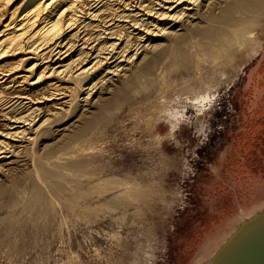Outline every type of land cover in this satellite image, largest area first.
I'll return each instance as SVG.
<instances>
[{"label":"rangeland","instance_id":"obj_1","mask_svg":"<svg viewBox=\"0 0 264 264\" xmlns=\"http://www.w3.org/2000/svg\"><path fill=\"white\" fill-rule=\"evenodd\" d=\"M145 1L153 6L151 0H140L142 5ZM261 17L264 24V12ZM123 20L126 18H119V23ZM256 37L259 47L238 50L224 70L210 59L204 62L199 55L200 65L193 61L187 69L175 72L167 56L159 58L149 76L155 81L153 85L141 89L140 83L145 78H134L121 96L109 101L106 120L68 140L65 136L98 112L130 69L155 53L153 43L145 42L137 58L125 66L126 71L123 68L116 75L101 79L88 95L79 92L64 113L52 117L53 124L49 125L52 132L44 135L48 142L38 144L35 153L53 157L50 161L61 156L59 161L63 163L70 155L86 158L94 175L92 181L87 176L81 177L83 187L100 177H126L143 191H149H145L146 201H141L139 209L129 203L121 210L102 209L92 219H84L81 209L74 210L77 212L66 209L60 201V205L55 204V215L50 214L45 223L35 224L24 207L36 183L30 174L33 163L20 152L13 158L16 165L0 169V187L4 188L0 194V264H193L198 256L199 261H205V251L214 247L225 232L226 227L221 228L225 217L232 214V219L238 217L243 208L237 205L234 195L237 190L224 181L226 175L221 168L229 163L227 158L234 144L241 143L240 136L243 142L248 140L246 132L243 133L244 127L251 128L246 126L250 121L247 116L258 110L264 117V64L260 66L264 63V25L256 31ZM130 44L142 42L130 38ZM200 94H210L206 104L194 103ZM164 107L176 110L183 107L189 116V126L182 125L174 133L175 139L168 138L170 128L166 120L157 117ZM203 121L212 128L206 141L194 135ZM253 126L256 128L252 135L261 129L258 124ZM161 136L165 139L159 141L157 137ZM261 137L264 140V130ZM253 153L251 156L257 161L251 164V173L264 178V143ZM249 154L250 151H239L241 162L245 163ZM110 197V193L95 195L79 203L97 206ZM231 203L233 207L225 211Z\"/></svg>","mask_w":264,"mask_h":264},{"label":"bare ground","instance_id":"obj_2","mask_svg":"<svg viewBox=\"0 0 264 264\" xmlns=\"http://www.w3.org/2000/svg\"><path fill=\"white\" fill-rule=\"evenodd\" d=\"M151 1L153 6L146 1L142 5L140 0H0V169L13 164V158H17L20 152L32 161L30 174L36 183L24 207L28 218L35 224L45 223L60 201L70 211L81 209L84 219H92L91 216L102 209L114 211L120 207L121 210L126 203L139 209L141 201H146L148 193L145 191L148 190L143 191L126 177H100L87 188L83 187L81 177L87 176L91 180L94 175L91 173L92 164L86 158L77 159L70 155L63 163L59 161L61 156L50 161L53 157L45 158L35 153V147L45 143L44 135L52 129L49 126L53 124L52 117L64 113V108L79 92L88 95L101 79L116 75L120 69L129 66L145 47V42L147 45L153 43L155 53L147 61L141 59L121 81L118 79L117 89L109 100L101 104L96 114L83 120L75 131L68 133L65 136L68 140L106 120L109 101L121 96L134 78H145L140 83L141 89L153 85L155 81L150 75L163 56L169 58L175 72L187 69L193 61L200 65L199 55L204 62L210 59L214 64L222 65L218 68L224 70L233 62L238 50L260 45L256 31L264 25L261 21L264 0ZM121 17L126 18L122 24L119 23ZM130 38L142 44L133 46ZM209 95L196 96L199 104L209 101ZM3 191L4 188L0 187V194ZM67 191L71 194L66 195ZM107 193L111 197L97 206L79 203L88 197ZM262 200L264 188L260 187L252 203L243 205L241 217L231 226L220 248L211 252L206 262H200L198 257L193 264H216L214 259L220 257L244 228L264 220V205L259 206ZM232 215L223 220L221 228L231 224ZM219 264L248 263L233 259Z\"/></svg>","mask_w":264,"mask_h":264},{"label":"flooded vegetation","instance_id":"obj_3","mask_svg":"<svg viewBox=\"0 0 264 264\" xmlns=\"http://www.w3.org/2000/svg\"><path fill=\"white\" fill-rule=\"evenodd\" d=\"M264 63H260V66ZM264 69V67H263ZM263 82V80L260 81V83ZM258 110L252 112L249 117L247 118L250 120L246 123V126L251 125V128L244 127V132H246V137H248V140L245 139L243 142L242 135L240 136L239 142H243V144L236 143L234 144V149H231V154L228 159V164L221 168V172L225 173L224 181L226 183L233 184L235 186V189L237 190L234 195H237V201L238 206L243 205H249L252 203L253 198L257 196L260 187L264 188V178H256L255 174H252L251 172V164L257 159L252 157L253 149L257 148V146H260L262 142L264 143V140L261 139L262 131L264 130V117L260 116L257 112ZM258 124L261 126V129L258 132H255V134L252 135V130H254L256 127L253 125ZM253 126V127H252ZM244 137V135H243ZM259 140V141H258ZM239 151L241 152H251L249 154V159H245L246 161H249L245 163L241 160V156H239ZM254 154V153H253ZM247 155V153H245ZM252 155V156H251ZM227 157V153L226 156ZM244 157V154H243ZM257 157V156H256ZM224 161V160H223ZM226 161V159H225ZM262 178V179H261ZM233 207V204L231 203L229 206L225 207V211L230 210ZM233 210V209H232ZM230 216V215H229ZM228 217V216H227ZM226 218V217H225Z\"/></svg>","mask_w":264,"mask_h":264},{"label":"water","instance_id":"obj_4","mask_svg":"<svg viewBox=\"0 0 264 264\" xmlns=\"http://www.w3.org/2000/svg\"><path fill=\"white\" fill-rule=\"evenodd\" d=\"M264 205V200L259 202V206ZM257 208V207H256ZM251 210V208H250ZM242 210L240 211L239 216L234 217L231 219V223L225 228V232L221 234L220 239L218 242L216 241L214 247L210 248L209 250L205 251V256L207 261L208 255L219 249L222 242L226 239L227 235L232 229V225L235 221L241 217ZM244 212H249L244 209ZM199 257V256H198ZM200 259V257H199ZM237 259L238 261L245 260L248 264H264V220H260L254 223L251 226H248L247 229L244 228L242 232H240L234 242H232L220 255L219 258L214 259L216 264L223 263L225 260H233ZM201 262V261H200Z\"/></svg>","mask_w":264,"mask_h":264},{"label":"clouds","instance_id":"obj_5","mask_svg":"<svg viewBox=\"0 0 264 264\" xmlns=\"http://www.w3.org/2000/svg\"><path fill=\"white\" fill-rule=\"evenodd\" d=\"M197 104L199 105V100H197ZM202 107V105H201ZM206 110V109H205ZM158 117L161 119H165L166 122L169 124V137L170 139H175L174 133L180 129L182 125L189 126V116L186 110L181 107L179 110L166 108L163 111L159 109ZM212 133V128L209 122L203 121L195 130L194 135L197 138H202L204 141L208 139V137ZM159 141L165 139V137H157Z\"/></svg>","mask_w":264,"mask_h":264},{"label":"crops","instance_id":"obj_6","mask_svg":"<svg viewBox=\"0 0 264 264\" xmlns=\"http://www.w3.org/2000/svg\"><path fill=\"white\" fill-rule=\"evenodd\" d=\"M260 114V113H259Z\"/></svg>","mask_w":264,"mask_h":264}]
</instances>
